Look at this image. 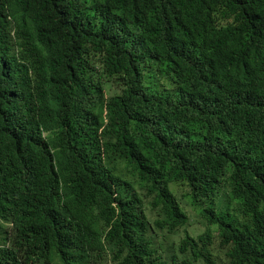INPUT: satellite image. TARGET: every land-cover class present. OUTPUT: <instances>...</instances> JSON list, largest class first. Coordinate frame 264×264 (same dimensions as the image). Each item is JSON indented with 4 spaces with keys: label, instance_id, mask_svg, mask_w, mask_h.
Here are the masks:
<instances>
[{
    "label": "trees",
    "instance_id": "obj_1",
    "mask_svg": "<svg viewBox=\"0 0 264 264\" xmlns=\"http://www.w3.org/2000/svg\"><path fill=\"white\" fill-rule=\"evenodd\" d=\"M217 250L264 264V0H0V264Z\"/></svg>",
    "mask_w": 264,
    "mask_h": 264
},
{
    "label": "rangeland",
    "instance_id": "obj_2",
    "mask_svg": "<svg viewBox=\"0 0 264 264\" xmlns=\"http://www.w3.org/2000/svg\"><path fill=\"white\" fill-rule=\"evenodd\" d=\"M115 91H118V88L116 87V84L114 85H108V87H107V93L108 94H112V93H114ZM183 201V203H184V206H185V209H186V211L190 214V216H191V220H192V222H193V225L192 226H197V225H201L202 223H201V221H202V218L201 217H199L198 215H197V213H196V211H195V209L191 206V205H189L188 204V202H186L184 199L182 200ZM191 227V226H190ZM192 228V227H191ZM183 233H184V231L182 230L181 231V233H180V235H178V236H176L175 238H177V239H181V237L183 236ZM179 245V244H178ZM177 245V246H178ZM217 253H218V255H217V260H219L222 264H225V256H224V253L223 252H219L218 250L216 251ZM105 263H108V261L107 260H105L104 262H103V264H105Z\"/></svg>",
    "mask_w": 264,
    "mask_h": 264
}]
</instances>
